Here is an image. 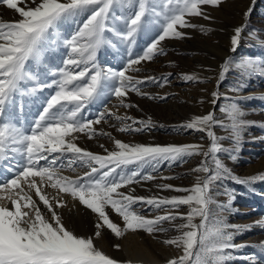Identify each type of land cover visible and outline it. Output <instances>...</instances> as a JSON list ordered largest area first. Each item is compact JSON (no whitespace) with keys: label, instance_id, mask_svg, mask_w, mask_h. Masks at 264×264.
Returning a JSON list of instances; mask_svg holds the SVG:
<instances>
[{"label":"snow or ice","instance_id":"1","mask_svg":"<svg viewBox=\"0 0 264 264\" xmlns=\"http://www.w3.org/2000/svg\"><path fill=\"white\" fill-rule=\"evenodd\" d=\"M120 2L121 0H31L32 6H29L25 0H0V5L14 10L19 16V19L10 22L0 20V116H3L6 105H15L17 93L23 96L35 93L38 88L55 87L54 93L46 99L42 111L29 129L12 119H0V168L11 174L0 175V264H120L94 243V239L99 238L104 229L117 238L127 232H143L151 236L175 230L177 235L163 239L162 243L180 249L181 254L168 259L166 264H228L232 257L227 250H239L241 247L234 243L236 235L251 230L253 226L264 228V220L245 227L226 222L221 213L232 211L234 196L231 193H228L226 204H217L220 212L210 207L216 203L210 191L218 180L231 178L241 185L264 181V174L238 178L218 158L217 153L224 149L211 130L218 123L211 112L194 117L181 126L184 129L206 132L211 142L207 150H203V146L198 144L145 145L115 140V150H106V155H98L73 142L74 133L88 134L91 139L95 131L92 126L105 118L106 113L101 112L95 120H85L82 110L87 105L103 95L115 96L123 105L122 98L128 92L140 94L136 85L145 81L153 82L154 78L136 79L128 74L129 71H138L133 66L141 61H151L157 54H163V50L158 47L161 41L166 38H181L183 33L179 29L196 27L189 24L186 17L204 16L201 6L216 7L222 0H160L159 10L150 9L146 0H137L135 5L122 4L133 8L130 15L116 17L123 21V31L110 23L113 6ZM250 12L251 9L244 13L245 21ZM150 13L160 18V28L142 54L134 58L130 56L121 69L100 66L99 50L112 43L105 38V33H112L131 48ZM82 16H86V19L78 24L73 35L62 38L60 25L75 22ZM204 18L209 19L207 16ZM245 27L246 24L234 29L231 37L233 52L239 45ZM61 44L68 50V55L63 60L64 67L50 73L59 76V79H54L51 84L37 83L35 87L22 89L23 81L37 79L27 68L29 62L40 65L44 53ZM261 45L264 46V42ZM233 63L235 62L226 59L220 66L221 80ZM236 67L242 69L245 76H251L256 71L264 73V63L253 59L242 60ZM183 78L187 81L197 79L192 75ZM243 87L245 85L241 82L231 90L238 92ZM212 96L215 104L219 93L214 91ZM260 99L264 100V96ZM221 110L227 113L231 121L232 139L238 146L241 133L248 126V122L241 119L244 113L235 100ZM117 119L131 120L132 125H139L133 127L125 124L118 128L121 132H140L152 127L150 120L136 121L131 117ZM193 155L204 157L200 165L192 170L203 176H197L191 188L174 187L170 184L157 186L186 195L171 198L139 197L132 195L134 190L119 191L141 179H156L151 173L144 174L145 167L156 172L164 162L171 166L172 163L183 162L185 157ZM17 156L21 159H16ZM230 158L236 159L234 155H230ZM6 159L12 161L10 166L3 164ZM209 159L214 167H209ZM130 165L136 167L125 171ZM64 168L72 172H76L77 168H87L88 171L73 179L61 174ZM46 188L54 189L56 195L50 197ZM61 194L70 196L95 215L93 236L77 235L65 225L57 211L66 206ZM137 205L162 209L164 214L149 217L134 207ZM181 206H187L186 214L179 211ZM112 213L122 220V226L110 219ZM177 219L181 222L174 223ZM165 222L169 227L164 226ZM115 247L118 249L119 245ZM259 248L264 252V242ZM250 264H257L256 259L253 258Z\"/></svg>","mask_w":264,"mask_h":264},{"label":"rangeland","instance_id":"2","mask_svg":"<svg viewBox=\"0 0 264 264\" xmlns=\"http://www.w3.org/2000/svg\"><path fill=\"white\" fill-rule=\"evenodd\" d=\"M25 2L32 6L31 0H25ZM136 3L137 0H121L120 3L115 4L111 12V25L123 31L124 23L116 17L130 15L133 8L122 6V4L135 5ZM146 4L150 9H160V0H146ZM201 7L204 16L209 19H205L204 16L186 17L188 23L196 27L179 29L183 33L181 38H166L160 42L158 47L163 50V54H157L151 61H141L140 64L134 65L133 68L138 71H129L128 74L136 79L144 80L146 77H153L154 81L137 84L136 87L139 88L140 94L135 91L128 92L122 98L123 105H128V107L123 106L115 96L103 95L82 110L85 120H95L101 112H105L106 115L99 124L92 126L95 131L91 139L85 133L73 134L75 138L73 142L78 147L93 154L106 155L107 151L115 150L114 141L120 140L128 144L145 145L198 144L203 146V150H207L211 142L206 132L184 129L181 126L194 117L204 116L211 112L214 120L218 122L212 126L211 130L224 149L217 153L218 158L238 178L264 174V100L260 99L264 96V73L256 71L251 76H245L243 70L236 67V64L248 59L264 63V46L261 45V42H264V0H222L219 6L204 5ZM249 9L251 12L245 21L244 13ZM17 19L19 16L14 10L0 5V20L10 22ZM83 19H86V16L80 17L75 22L62 23L60 36L70 38ZM159 20L160 18L150 13L145 19L143 29L136 35L131 48L126 43L120 42L112 33H105V38L112 43L104 45L99 50V65L121 69L130 56L134 58L142 54L147 44L151 43L152 38L158 34ZM245 24L239 45L233 52L231 37L234 35V29ZM222 53H225V56L222 61H219L218 57ZM67 55V48L62 44L55 45L44 53L40 65L29 62L27 68L37 79L23 81L22 89L35 87L37 83L51 84L54 79H59V76H53L50 73L64 67L63 60ZM226 59L235 63L230 66L221 80L220 66ZM188 75L195 76L197 79L187 81L183 77ZM241 82L245 87L238 92L231 90L238 87ZM54 91L55 87H45L38 88L33 94L22 96L17 93L15 105H6L0 119L5 121L12 119L20 122L25 129H29L38 113L42 111L44 102ZM214 91L219 93L215 104H213L212 96ZM233 100L238 103L244 113L241 119L248 122V126L241 133L238 146L232 139L231 121L227 113L221 110L227 108ZM117 117H131L136 121L150 120L152 127L140 132H121L118 128L125 124L132 125V121L118 120ZM132 126L139 127L138 124ZM230 155H234L236 159H231ZM16 159L21 158L17 156ZM203 159L202 155H193L185 157L183 162L172 163L171 166L168 162H164L156 172L145 167L144 174L151 173L156 179L151 181L141 179L138 183L119 191L134 190L132 195L139 197L171 198L186 195V193L163 190L157 186L170 184L174 187L191 188L197 176H203L202 173L192 171L200 165ZM11 163L12 161L8 159L3 161L5 166H10ZM41 163L43 164L44 161ZM64 163L66 164L67 161ZM59 164L58 161L57 166ZM135 167V165H130L125 171ZM209 167H214L211 159H209ZM86 171H88L87 168H77L76 172L64 168L61 174L74 179L82 176ZM160 177H170V179ZM228 193L234 196L231 203L232 211L221 213L227 223L245 227L253 226L257 221L264 220V181L241 185L231 178L218 180L210 191L216 203L210 207L220 212L217 204H226ZM65 202L66 206L57 210L65 225L77 235L93 236L95 215L79 205L78 201ZM134 207L141 214L149 217L164 214L162 209H149L148 206L139 205ZM187 210V206H181L179 211L186 214ZM110 219L122 226V220L116 214L112 213ZM180 222L177 219L174 223ZM164 226L169 227L167 222ZM175 235H177L176 231L170 229L166 234L155 233L150 236L143 232H127L117 238L104 229L101 236L94 239V243L101 251L106 250L108 256L116 259L120 264H128L124 248L128 238L132 237L129 240H132L130 243L132 247H129L130 252L142 250L156 256L161 264H166L169 257L173 258L181 254L180 249L165 246L162 243L163 239L172 238ZM262 242H264V228L258 226H253L251 230L236 235L234 243L241 247L239 250H227L232 257L228 264H250L253 258L256 259L257 264H264V252L259 248ZM115 245H119V248L117 249Z\"/></svg>","mask_w":264,"mask_h":264},{"label":"bare ground","instance_id":"3","mask_svg":"<svg viewBox=\"0 0 264 264\" xmlns=\"http://www.w3.org/2000/svg\"><path fill=\"white\" fill-rule=\"evenodd\" d=\"M221 52V51H220ZM218 56V55H217ZM225 56V53H222L221 56L218 57V60L219 61H222L223 57ZM11 175L10 173H5L4 169H1L0 168V175ZM45 191L49 194V196H54L56 195V191L54 189H51V188H46ZM34 195V193H33ZM63 199L65 201H68V200H71L72 199L70 197H68V195L66 194H61ZM38 200V198H36ZM130 239H132V237H129L128 240L126 241V244H125V248H124V254L126 255V258H127V262L128 264H161V262L158 260V258L156 256H153L149 253H146L142 250H139V251H134V252H130V243L132 242L129 241ZM134 243V242H133ZM133 243L131 245H133ZM142 245V244H141ZM104 247V245H103ZM132 247V246H131ZM130 247V248H131ZM143 247V246H142ZM141 248V246H140ZM104 249V248H103ZM138 249V248H137ZM132 250V249H131ZM145 250V249H144ZM103 251V250H102ZM147 251V250H146ZM105 254L106 253V250L103 251ZM108 252V251H107ZM122 254V253H121ZM109 255V254H107ZM171 257H169L170 259ZM126 260V259H125Z\"/></svg>","mask_w":264,"mask_h":264}]
</instances>
